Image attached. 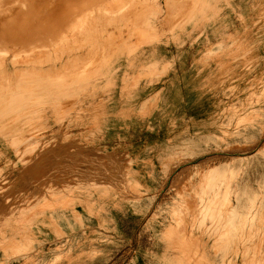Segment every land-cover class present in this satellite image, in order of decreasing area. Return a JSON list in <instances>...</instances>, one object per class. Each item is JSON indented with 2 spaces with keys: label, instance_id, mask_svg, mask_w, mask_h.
<instances>
[{
  "label": "rangeland",
  "instance_id": "obj_1",
  "mask_svg": "<svg viewBox=\"0 0 264 264\" xmlns=\"http://www.w3.org/2000/svg\"><path fill=\"white\" fill-rule=\"evenodd\" d=\"M41 2L0 61V264H264V125L224 132L264 103V0Z\"/></svg>",
  "mask_w": 264,
  "mask_h": 264
},
{
  "label": "bare ground",
  "instance_id": "obj_2",
  "mask_svg": "<svg viewBox=\"0 0 264 264\" xmlns=\"http://www.w3.org/2000/svg\"><path fill=\"white\" fill-rule=\"evenodd\" d=\"M112 1L117 3V2H122L124 0H105V2H107V3L108 2H112ZM43 5H46V3L41 2V0H37V1H35V0H23V1L0 0V12L1 13H5V12H7V7H10L9 11L16 12V15H17L16 17L17 18L21 17V16H18L20 14H23V16H28V17L30 15H32V14H34V15H42V14H45V11H46V9H43V7H42ZM56 6H58V5H56ZM114 7L115 6H111V7H108V8L114 10ZM109 9H106V10H109ZM43 16H45V15H43ZM43 16H41L40 18H42ZM108 16H106V17H108ZM73 17H75V15H73ZM21 18H22V21L18 20L17 23H15V25H17V26H25L27 28L26 30L21 28V27H19L17 29L0 31V33H1L0 34V61L5 58L4 57L5 54L9 53V49L11 47H18V46H20L22 44H30V43L39 42V41L42 42L46 38V34L48 33V30H49L46 27V25L43 24V22H45L46 19H40V18L35 19L34 18L32 20L33 22L35 20H38L37 23H36V26H38V27L40 26L39 27V32L37 34L33 35L32 33H30L28 31V29L30 28V25H29L30 23L28 22L29 20L28 19L25 20L24 17H21ZM105 18H103V17L98 18L99 21L103 22V23H102V25L96 26V28L99 29L100 31H102V33L104 32V29L106 28V25L110 26L112 20L114 19V18H112L110 20H105ZM56 23L58 25H60V26H55L54 25V27H52V30L54 32H57V33L62 32L64 26L66 25V22L63 21L62 19H58L56 21ZM32 26H35V25H32ZM7 33H9L11 35H8ZM57 33H55L54 35H56ZM250 111L251 112L247 113V115L243 119H239L238 120V124L236 125L234 130H230V129L225 130L224 131L225 135L228 136V137L238 138V137H240L242 135H246V133H248V132H250L252 130L254 131V130L259 129L261 125H264V121H263L264 120V103L261 104V105H258L255 108L250 109ZM241 117H243V115ZM188 140H193V138H188ZM262 154H264V146H263L262 152L257 153L256 155L260 156ZM247 163H249V158L244 157V158H241V160H231V161L225 163L223 166L215 168V169L216 170H220V169L226 168L227 172H229V171L232 172L234 165H236V164H247ZM197 171H199V170H197ZM210 172H211V170H210ZM103 190L106 193H109V190H105V189H103ZM195 202L197 203V200H195ZM135 203L139 204L140 202H135ZM201 204H203L202 208H206V204H207L206 201L205 202H199V205H201ZM215 204H216L215 201H210L208 203V206H211V210H214L215 209V206H214ZM196 206H198V205H195L194 208ZM208 206H207V209H205V210H208ZM233 206H235L234 203H233ZM234 209L235 208L232 207L231 211H234ZM204 212L205 211L203 210L202 214ZM174 215H175L176 218L182 216L181 215V211L179 209H176V208L174 209ZM175 217H173L174 220H172L167 225L168 227H166L164 229L165 232L167 231L169 234H171V233L178 234V237H180V238L187 237V236H183V231H180L181 225H177L174 228ZM231 223H232V221H231ZM208 228H209V230L213 231L215 229V226L213 224H210L208 226ZM155 230H156V228H154V231ZM185 232H187V231H185ZM192 240L200 242L201 243L200 248L202 250L206 249V244L202 240L199 241V240H196L194 238H192ZM240 240L243 241L244 237H241ZM245 240H246V238H245ZM27 242H29L26 245V252L27 253L20 255V257H19V261L20 262H23V261L27 262V261H29V259H36V258H40L41 256H43V252H44L45 249L43 248L42 245L38 246L37 248L36 247L33 248L32 247L33 246V241L29 240ZM56 248H61L60 244H57Z\"/></svg>",
  "mask_w": 264,
  "mask_h": 264
}]
</instances>
